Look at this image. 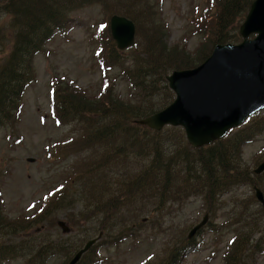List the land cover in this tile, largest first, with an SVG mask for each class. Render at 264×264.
I'll return each mask as SVG.
<instances>
[{
  "label": "rangeland",
  "instance_id": "rangeland-1",
  "mask_svg": "<svg viewBox=\"0 0 264 264\" xmlns=\"http://www.w3.org/2000/svg\"><path fill=\"white\" fill-rule=\"evenodd\" d=\"M133 1L52 0V5L57 8L74 4L70 12L74 20L66 32L63 33L67 24L64 30L56 31L46 40L33 56V79L21 93L20 111L15 119L6 120L7 126L0 128V223L6 224L7 231L0 233V247L9 244L24 247L21 252L35 254L37 247L43 248L40 247V238L49 247H82L101 231L100 238L91 246L95 247L97 254L90 256L89 261L86 258V264H158L165 259L170 247L180 239L182 243L192 226L207 215L205 225L190 239L191 243L181 246L194 247V250L183 251L179 264H226L231 241L241 232L238 227L243 218L236 216L240 201L246 211L259 209L252 185H246L223 195L211 211L207 210V204L200 196L168 204L161 213L147 212L133 218L124 215L117 218L114 210L106 217L102 211L96 210L101 205L88 194L91 181L99 177L112 179L114 173L89 171L94 161L105 153L104 149L118 143L107 144L99 140L94 147L87 144L84 125L80 122L84 119L68 114L72 102L69 99L82 98L78 100L81 105L87 102L92 105L98 100L96 108L90 107L89 112L84 110L89 116H93L100 105L113 107L111 103L100 101L106 92L121 106H139L141 92L138 85H133L130 75L124 73V69L133 72L134 55L139 54L141 60L145 59V43L156 41L160 36L161 43L169 50L176 46L194 56L207 38L199 30V25L204 16L214 13L217 3V0H146L143 13L138 10L130 17L135 24L138 53L133 50L136 47L125 51L116 47L118 50L113 51L115 59L101 61L100 53L106 55L114 42L108 26L110 16L129 12ZM40 3L41 0H37L33 9L41 7ZM19 12L14 5L0 9V61L14 44L17 22H25ZM161 63L176 64L164 59ZM174 96L166 80L158 81L152 100L145 99L139 108L168 105ZM62 104L65 107L61 109ZM259 114L245 125L250 127L259 122L257 129L261 131L259 125L264 111ZM110 119L106 117L102 126H109ZM172 127L181 128L166 126L162 129L166 133L161 136L172 132L177 135ZM259 131L242 147V161L252 170L264 161V131ZM136 133L153 135L151 130L140 129ZM134 146L137 145L128 147V158L133 157L129 154L135 153ZM139 161L146 162L147 159L140 156ZM137 162L125 166L124 159L123 169L131 168ZM260 184L258 186L264 194V171L260 175ZM83 185L88 188H81ZM45 206V216L37 214L39 220L26 227L24 222L32 221L36 212ZM59 220L69 225V233L61 231L57 225ZM13 222L21 223L14 226ZM258 236L252 234L240 247H255ZM259 239V247L254 248L253 254L243 256L246 264H264V234ZM51 257L50 264L65 260L61 254L54 257L52 253ZM25 263L24 258L0 261V264Z\"/></svg>",
  "mask_w": 264,
  "mask_h": 264
},
{
  "label": "trees",
  "instance_id": "trees-1",
  "mask_svg": "<svg viewBox=\"0 0 264 264\" xmlns=\"http://www.w3.org/2000/svg\"><path fill=\"white\" fill-rule=\"evenodd\" d=\"M252 1L217 0L214 13L204 16L199 25V30L205 35V38L207 37L204 45L199 47L200 55L196 53L194 56H190L183 49L178 50L176 46L169 50L161 43L162 37L160 36L156 41L150 40L147 44L145 43L147 49L145 59L141 60L139 54L134 55L133 72L130 73L124 69V73L130 75L133 85H138L141 92L140 103L142 104L145 99L152 100V95L157 90L158 81L166 80L169 68L171 72L175 69L194 67L198 61L201 62L209 55L216 43L239 42L241 40L238 33L239 25ZM36 2L37 0H0V9L14 5L20 9L19 15L25 21L17 22L14 44L9 54L0 61V128L7 126L6 120L16 118L21 106V93L33 79L31 70L33 56L41 50L46 40L50 39L56 31L64 30L67 24L63 33L66 32L71 21L74 20V17L70 15L74 4L70 7L67 4V6L57 8L52 5V0L50 2L41 0L39 5L42 4V6L37 7L35 11L33 8ZM145 7L146 0H134L129 12L120 15L131 19L130 17L138 10L143 13ZM204 26L207 29H204ZM137 44L135 41V45L130 49L135 48ZM205 47L207 48L204 49ZM117 50L112 41L106 54L107 59H115L113 51ZM133 50L135 54L138 53V47ZM161 59L169 62L173 60L176 64L164 65L161 63ZM165 87L163 84V88ZM69 100L72 101L69 103L71 106L68 111L69 116L84 119L80 122L83 123L82 126L84 125L82 128L87 144L94 147L99 140L107 144L118 143L111 146L110 149H104L105 153L94 161L89 171V173L96 174L114 173V177L112 179L99 177L91 181L92 184L89 188L88 185L81 187L88 188L89 196L101 205L96 210L102 211L106 217L113 210L116 212L117 218H121L122 215L133 218L147 212L161 213L166 205L182 202L193 196L202 197L207 204V210L211 211L218 205L221 197L233 189L246 185H261V174H254L253 170L243 163L241 156L243 145L251 141L259 131L257 129L259 122L250 127L245 124L259 113L251 116L244 125L230 131L224 137L216 139L208 145L195 148L188 144L182 128L172 127L177 135L172 132L161 136L166 133L162 129L154 130L134 123L135 119L150 115L165 107L167 103L162 106L152 105L150 108H139L141 104L137 107L121 106L116 98L106 92L100 101L111 103L113 107L107 105L103 108V105H100L94 110L93 116H89L84 110L89 112L91 111L90 107L96 108L98 100L92 105L88 102L83 105L79 104L78 100L81 101L82 98L78 97H71ZM64 107L65 105L62 104L60 108ZM87 107L89 109H85ZM109 107L111 108L106 109ZM63 113L65 114L66 111ZM57 114L62 119L59 111ZM106 117L111 118L109 126H102ZM132 118L134 119L132 120ZM140 129L151 130L153 135L149 137L144 133H136ZM259 129L264 131V116ZM129 144L137 145L134 146L135 153L129 154L133 156L130 158H128L127 151ZM140 156L145 157L147 161H139ZM124 159L125 166L136 160L138 162L132 164L131 168L123 169ZM87 168L86 166L84 172ZM79 178L84 180L83 176ZM117 183L120 185L117 186ZM255 202H257L256 199ZM236 205L238 206L237 203ZM242 205L243 203L240 201L239 211L236 214L237 217L243 218L242 221L239 220L238 229L241 232L231 242L226 264H245L246 259L243 256L246 249H250V247L240 246L252 234H258L255 247H259V238L264 234V205L258 202L256 205L259 206V209L250 211H246ZM44 211L45 207L43 211L36 212L35 216L31 218L32 221L24 222L27 224L26 227L39 220L36 217L37 214L45 216ZM261 216L263 217L262 221L259 220ZM19 223L21 222H13V225L17 226ZM5 225L0 223V233L7 232ZM11 232L15 234V231L11 230ZM180 241L181 239L173 247H170L165 259L158 264H179L183 251L194 250V247H181L191 243L187 237L182 243ZM12 247L15 246L0 247V259L22 255L26 258L25 264H48L52 253L69 256L76 249V247H49L42 238H40V247L45 249L44 252H41L42 249L39 247L35 254L21 252L24 247H20L17 252L11 253ZM253 248L252 245L249 255ZM96 254V251L90 252V256H96ZM86 258L90 260L89 256Z\"/></svg>",
  "mask_w": 264,
  "mask_h": 264
},
{
  "label": "water",
  "instance_id": "water-1",
  "mask_svg": "<svg viewBox=\"0 0 264 264\" xmlns=\"http://www.w3.org/2000/svg\"><path fill=\"white\" fill-rule=\"evenodd\" d=\"M110 32L118 49L134 44V22L121 15L110 17ZM241 41L217 43L210 54L192 68L175 69L166 76L174 99L162 109L134 123L154 130L180 126L193 147L209 144L240 126L264 108V0H253L239 26ZM33 161V158H28ZM264 170V162L254 169ZM264 204V195L254 187ZM206 215L188 232L191 238L205 224ZM64 232L69 228L61 221ZM100 238V234H99ZM89 239L76 252L71 264L95 241Z\"/></svg>",
  "mask_w": 264,
  "mask_h": 264
}]
</instances>
